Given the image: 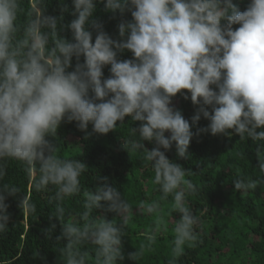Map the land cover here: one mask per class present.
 <instances>
[{
	"label": "clouds",
	"instance_id": "clouds-1",
	"mask_svg": "<svg viewBox=\"0 0 264 264\" xmlns=\"http://www.w3.org/2000/svg\"><path fill=\"white\" fill-rule=\"evenodd\" d=\"M50 3L0 0V237L9 232V197L37 216L36 202L9 175L15 165L33 192L50 193L59 264H122V241L138 213L151 220L127 259L144 264L158 234L171 232L167 264H177L202 243L204 213L189 202L200 194L194 173L166 155L173 146L189 160L194 135L250 140L259 175L232 183L242 193L264 185V0H248L243 11L234 0H71L72 10L59 0V15L49 14ZM97 3L122 17L118 38L94 17ZM66 14L74 17L68 24ZM125 52L131 58L120 59ZM178 94L196 108L190 121L173 106ZM126 117L139 126H130L123 147L151 168L157 198L134 203L106 177L85 188L86 164L61 154L62 123L106 135ZM202 117L208 125L194 133ZM55 229H47L49 238ZM15 259L0 257V264Z\"/></svg>",
	"mask_w": 264,
	"mask_h": 264
},
{
	"label": "trees",
	"instance_id": "trees-1",
	"mask_svg": "<svg viewBox=\"0 0 264 264\" xmlns=\"http://www.w3.org/2000/svg\"><path fill=\"white\" fill-rule=\"evenodd\" d=\"M66 3L72 10L71 0H66ZM234 3L243 11L248 0H234ZM58 5L59 0H51L49 14L59 15ZM96 7L94 17L104 25L110 36L118 38L117 26L122 17L118 13L115 16L106 13L103 4L97 3ZM73 18L66 14L64 23H70ZM123 19H131L130 14ZM62 35L71 38L69 31ZM129 58L131 53L128 52L120 56V59ZM104 71L107 77L108 69ZM175 102L176 108L190 121L196 111L191 100H185L178 94L173 99V104ZM207 125L208 121L202 117L193 132ZM130 126L138 127L139 124L132 123L126 117L124 127L117 122V130L100 135L92 133L91 125L85 133L78 129L75 122H64L58 129L57 138L61 141V154L64 157L79 158L86 164L88 172L82 179L85 188L94 189L99 186L98 178L106 177L122 195L126 194L135 203L157 198L158 194L152 183L154 173L151 168L142 162L138 154H129L123 147ZM153 146L145 142L149 150ZM253 148L250 140L240 141L235 134L213 136L201 133L194 135L190 142L188 151L191 159H178L175 146L166 153L170 160L194 173L189 179L200 189V194L189 197V202L197 214L201 211L204 213L202 227L198 229L202 243L195 248H186L185 255L178 259L177 264H264V185L255 191L242 193L236 192L232 183L239 175H259L255 169L257 161ZM237 151L245 152L246 158H237ZM9 175L36 202L37 216L21 211L19 197L6 200L10 214L9 232L0 237V257H16L15 264H59L56 237L60 235V225L49 218L50 193L33 192L23 171L15 165L10 168ZM133 211L138 213L137 209ZM173 215L179 219V214ZM108 218L113 219V214H108ZM150 220L151 217L146 214L138 213L130 222L129 236L122 241L125 255L122 264H134L127 256L136 250L134 242L143 238ZM53 223L56 229L49 238L46 232ZM170 239L171 232L158 234L155 251L144 264H167Z\"/></svg>",
	"mask_w": 264,
	"mask_h": 264
},
{
	"label": "rangeland",
	"instance_id": "rangeland-1",
	"mask_svg": "<svg viewBox=\"0 0 264 264\" xmlns=\"http://www.w3.org/2000/svg\"><path fill=\"white\" fill-rule=\"evenodd\" d=\"M173 106L176 108V106H177V102H175V103L173 104Z\"/></svg>",
	"mask_w": 264,
	"mask_h": 264
}]
</instances>
